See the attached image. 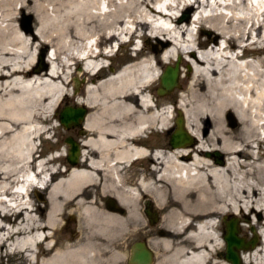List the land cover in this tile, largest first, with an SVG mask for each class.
<instances>
[{
    "label": "bare ground",
    "instance_id": "bare-ground-1",
    "mask_svg": "<svg viewBox=\"0 0 264 264\" xmlns=\"http://www.w3.org/2000/svg\"><path fill=\"white\" fill-rule=\"evenodd\" d=\"M136 38L140 58L96 69ZM175 56L183 85L162 98L156 81ZM65 94L87 111L80 158L62 168L53 121ZM177 115L190 144L169 143ZM228 214L259 227L240 263L264 264V0H0L1 264H133L137 239L149 264H230ZM69 215L74 238L56 239Z\"/></svg>",
    "mask_w": 264,
    "mask_h": 264
},
{
    "label": "water",
    "instance_id": "water-1",
    "mask_svg": "<svg viewBox=\"0 0 264 264\" xmlns=\"http://www.w3.org/2000/svg\"><path fill=\"white\" fill-rule=\"evenodd\" d=\"M186 15H182L181 18ZM42 55L39 54L36 58L37 68L42 67ZM178 62L179 58H176L173 66L165 65L162 73L158 78V86L156 88L157 95H163L170 92L173 88L178 87L177 84V74H178ZM86 113L84 107H71L65 105L59 111V123L64 128H69L70 126H78ZM64 142L68 145L65 159L69 164H73L76 161V156L78 154V148L73 140L66 136ZM192 142L191 138L185 133L182 128V121L179 115L174 119V127L171 129L169 134V143L171 145H186ZM218 161H220V154L214 152L212 154ZM147 213V211H146ZM224 233L222 235V240L224 243L223 255L229 261L230 264H241L238 257L239 250L248 249L255 245L257 238L252 235V238L245 240L243 237H238L237 232V219L234 217L228 218V220H223ZM253 233V229H250ZM151 261V252L145 247L144 243L137 241L132 244L131 252L129 256V262L133 264H149Z\"/></svg>",
    "mask_w": 264,
    "mask_h": 264
},
{
    "label": "rangeland",
    "instance_id": "rangeland-1",
    "mask_svg": "<svg viewBox=\"0 0 264 264\" xmlns=\"http://www.w3.org/2000/svg\"><path fill=\"white\" fill-rule=\"evenodd\" d=\"M182 13H183V15H186L185 17H183V19H186V17H189L190 18V15H191V10H186V11H183L182 10ZM177 14H179L180 16H181V12H177ZM188 14H190L189 16H188ZM179 16V17H180ZM29 24L31 25V20H29ZM143 47H144V43H142V50H143ZM148 48V47H147ZM47 50V51H46ZM124 51H127V44H126V46H124V47H118V49H117V51L115 52L116 53V59H114L113 60V58H111V60H110V65L108 66V68L109 67H114L115 69H116V66H115V64H117L118 63V61H120V59L122 58V56H123V52ZM51 53V51H50V49H49V47H44V51H43V55H42V67L40 66V71L41 70H44L45 68H46V66H48V62L46 63V60L48 61V59L46 58V53ZM49 53V54H50ZM175 58V59H174ZM169 63H166L165 65H169V66H173V64L175 63V61H176V56L174 57ZM36 59V58H35ZM182 60V59H181ZM177 67H178V74H177V84H178V87H175V88H173L170 92H168V93H165V94H163V97L162 98H167V97H172V95H174V93H176L177 92V94H180L179 93V89L182 87V85H183V82H182V80H181V75H183V73L184 72H186V68L185 67H183V64L182 63H180V62H178V65H177ZM163 68H164V66H163ZM163 68L161 69V71H160V73L163 71ZM157 86H158V80L156 81V88H157ZM72 92V86L71 85H69L68 86V93L70 94ZM156 92V91H155ZM70 103H73L72 101H71V99H69V97L67 96V94H65V96H63L62 98H61V100H60V110H61V108L62 107H64L65 105H68L69 106V104ZM87 111V110H86ZM59 112V111H58ZM175 115V114H174ZM176 117V116H175ZM173 121H174V119H172V121H171V124H172V126H174V123H173ZM53 123L54 124H58L60 127L58 128L59 129V136H60V143H62L63 145H65L66 146V148L68 147L67 146V144L64 142V138L66 137V136H68L70 133H72V132H70L68 129H66V128H64V127H62L61 125H60V123H59V120H57V121H53ZM184 128H185V126H184ZM186 131H188L187 129H186ZM169 134H170V132H168V137H169ZM77 135V134H76ZM73 136H75V134L73 135ZM161 136L162 135H154V134H151L150 135V140L152 141V142H155V141H159L160 139H161ZM78 136H76V138H77ZM163 137H165L164 135H163ZM58 138H54L53 140H57ZM62 141V142H61ZM44 147L46 148L47 147V144H44L43 142H42V146H41V148L42 149H44ZM46 155H47V153H42V158H45L46 157ZM65 155H66V153H65ZM65 155H63L62 156V158H61V167L63 168L67 163L65 162V160H64V157H65ZM56 163H55V165H58L59 163H58V160H56L55 161ZM64 162V163H63ZM64 165V166H63ZM139 167V166H138ZM140 167H144V165L143 164H140ZM43 195H44V193H43ZM38 197V196H37ZM37 200H38V198H37ZM46 203V201H45V196H44V201L42 202V204H45ZM46 209V208H45ZM43 213V212H42ZM230 217H234V218H237L238 220H237V222H239V230H238V232H237V236L238 237H243L245 240H249L250 238H252V235H253V233L250 231V229L249 228H245L244 230H242L244 227L242 226V225H244V224H247V220H248V218H250L248 215H238V214H234V215H232V214H228V216H226L225 217V219L224 220H228V218H230ZM156 222V221H155ZM218 222H220L221 223V227H220V229H219V233H220V235L221 234H223L224 233V228H223V220L222 219H218ZM74 226H75V221H74ZM257 228H259V227H254L253 229L255 230V229H257ZM258 230V229H257ZM75 232H76V228L74 229V231L73 232H71V234H70V236L69 237H71L72 236V234H75ZM55 237H56V239H59V240H63L64 238H63V235H61V234H59L58 236L55 234ZM68 237V238H69ZM68 238H66V239H68ZM71 238H74L73 236L71 237ZM70 239V238H69ZM222 240V239H221ZM136 241H142V240H139V239H137V240H135L134 242H136ZM143 243H145V246H146V248H148L150 251H151V247H150V245L148 244V242H145V241H142ZM256 244H258V239H257V241H256V243H255V245ZM131 247H132V245H131ZM131 249V248H130ZM129 249V250H130ZM223 250H224V247H223ZM222 250V251H223ZM240 251V250H239ZM152 253H153V255H154V257H155V253H154V251H151ZM241 252V251H240ZM239 252V253H240ZM6 261V260H5ZM152 261H154V258H153V260ZM1 264V263H0ZM2 264H5V262H4V260H2ZM22 264H25V262H23Z\"/></svg>",
    "mask_w": 264,
    "mask_h": 264
},
{
    "label": "flooded vegetation",
    "instance_id": "flooded-vegetation-1",
    "mask_svg": "<svg viewBox=\"0 0 264 264\" xmlns=\"http://www.w3.org/2000/svg\"><path fill=\"white\" fill-rule=\"evenodd\" d=\"M80 127H81V122H80V124L78 126H75V127L74 126H70L69 128H67L70 132H72L68 136L73 140V142L76 144V146L78 148V154L76 156V161H75V163H73L71 165H75L77 163V161L79 160V158H80L79 150H81V147L76 142V136H81L83 134ZM74 134H75V136H73ZM64 160H65V162H67L66 159H65V157H64ZM37 196H38L37 198H38L39 203L42 204V202L44 201L43 191L38 192ZM40 213H42V209L40 210ZM74 229H75V226H74V218H72V216L69 215V216H65L64 217V220L61 221V224H59L58 226H56L55 231H56V235L57 236L59 234H61V235H63V238H68L70 236L71 232L74 231ZM70 239H73V238H70ZM153 258H154V255L151 252V261L153 260ZM16 261H18V260H16Z\"/></svg>",
    "mask_w": 264,
    "mask_h": 264
}]
</instances>
